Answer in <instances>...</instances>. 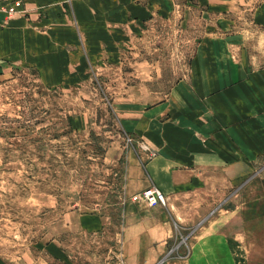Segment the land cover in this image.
<instances>
[{
  "label": "rangeland",
  "instance_id": "374dc122",
  "mask_svg": "<svg viewBox=\"0 0 264 264\" xmlns=\"http://www.w3.org/2000/svg\"><path fill=\"white\" fill-rule=\"evenodd\" d=\"M24 7L0 14L3 25ZM136 31L125 45L84 54L82 68L61 70L62 83L36 66L1 72L0 264H134L123 237L133 206L176 221L155 264H179L197 230L225 214L238 229L228 240L235 263L264 264V0H185ZM206 41L220 45L206 47V70L224 74L218 91L258 146L242 150L241 179L150 207L141 195L155 186L144 185L155 127L181 115L179 83Z\"/></svg>",
  "mask_w": 264,
  "mask_h": 264
},
{
  "label": "crops",
  "instance_id": "0c3cea01",
  "mask_svg": "<svg viewBox=\"0 0 264 264\" xmlns=\"http://www.w3.org/2000/svg\"><path fill=\"white\" fill-rule=\"evenodd\" d=\"M19 1L25 6L20 16L8 25L0 17V74L11 65L36 66L54 76L61 70L82 68L84 56L104 53L106 46L118 41L125 45L137 29L185 0ZM210 43H201L190 80L179 83L187 90L181 93L177 109L181 115L169 119V125L155 127L157 153L145 165V187L158 186L171 199L199 194L210 188L212 180L241 179L243 165L248 164L242 150L258 146L250 142H257L253 132L244 142L240 117L228 111L229 95L218 91L226 83L224 74L206 70L207 61L202 60L206 47L220 51V45ZM62 82L60 75L49 81ZM167 102L154 107L156 118L166 113ZM129 211L130 218L137 219L128 222L124 231L127 257L134 264H155L167 253V241L176 236V221L158 207L146 211L133 206ZM144 213L149 216L144 218ZM229 221L226 214L208 220L194 234L191 254L179 264H236L228 240L230 232L237 234L238 229Z\"/></svg>",
  "mask_w": 264,
  "mask_h": 264
},
{
  "label": "built area",
  "instance_id": "2783aa9c",
  "mask_svg": "<svg viewBox=\"0 0 264 264\" xmlns=\"http://www.w3.org/2000/svg\"><path fill=\"white\" fill-rule=\"evenodd\" d=\"M17 5L19 0H0V14L15 15ZM141 196L150 207L167 204V197L157 186L147 189Z\"/></svg>",
  "mask_w": 264,
  "mask_h": 264
},
{
  "label": "bare ground",
  "instance_id": "6f19581e",
  "mask_svg": "<svg viewBox=\"0 0 264 264\" xmlns=\"http://www.w3.org/2000/svg\"><path fill=\"white\" fill-rule=\"evenodd\" d=\"M228 93H230V92H228Z\"/></svg>",
  "mask_w": 264,
  "mask_h": 264
}]
</instances>
